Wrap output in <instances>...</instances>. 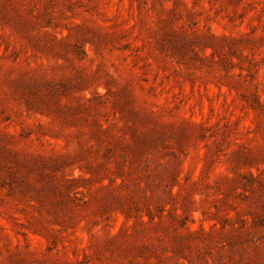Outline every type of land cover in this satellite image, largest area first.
I'll return each instance as SVG.
<instances>
[{
  "label": "rangeland",
  "instance_id": "rangeland-1",
  "mask_svg": "<svg viewBox=\"0 0 264 264\" xmlns=\"http://www.w3.org/2000/svg\"><path fill=\"white\" fill-rule=\"evenodd\" d=\"M0 264H264V0H0Z\"/></svg>",
  "mask_w": 264,
  "mask_h": 264
}]
</instances>
